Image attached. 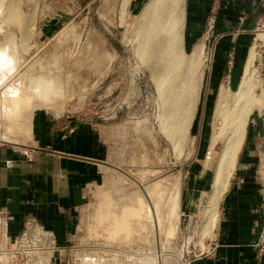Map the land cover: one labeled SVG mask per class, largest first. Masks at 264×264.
<instances>
[{
    "label": "rangeland",
    "instance_id": "374dc122",
    "mask_svg": "<svg viewBox=\"0 0 264 264\" xmlns=\"http://www.w3.org/2000/svg\"><path fill=\"white\" fill-rule=\"evenodd\" d=\"M3 1L7 0H0V8L4 3ZM147 1L18 0L19 9L25 20L24 26H19L17 22H2L3 13L0 11V39L4 34H8L11 39L13 38L10 39L11 59H14L13 62L11 60L13 67H17L20 72L28 73L31 81V84L29 83L30 87H35V82L31 77L30 64L34 65L33 68L37 73L49 76L56 81L51 82L55 88L53 90V100L55 102L51 105L53 107L37 109H48L54 114H77L104 126V146L107 152L105 157L108 163L104 167V171H107L105 172L104 182L107 183V186H110V188L108 187L110 190L105 191V194L109 192L110 195H106L107 198H102L103 200L106 198L103 203H98L100 200L93 192L90 190L85 192L84 199L78 206L75 215V225L72 229L71 239L72 246L67 247L70 264H153L155 261L156 264H159V260L161 264H180V257L184 250H187L185 252L189 256L203 253L208 248L207 242L213 236V228L217 222L216 212L215 218H212L204 210L206 195L210 192L209 190V192L202 194L196 211L191 216L188 244H183L177 238L181 216L180 163L185 159H200L204 155L206 147L211 141L214 122L213 108L218 101L210 100L206 102L202 100V93L207 89L203 84L204 67L207 63L206 53L203 49L200 59L191 61V75H193L191 80L193 81L190 83V97L192 99L189 111L190 117H192L184 132L182 144L177 146V150L173 148L171 140L167 138L166 133L163 131V124L168 119L162 116L165 104L163 103L164 98L157 87L158 85H156L157 80L154 77L155 63L141 58L137 50L138 38L135 30L138 32L140 28V25H138L140 17L138 19L137 17L141 16L143 6ZM184 5L185 0H183L181 48L184 57H188L187 55L190 56L191 51L194 49L188 50L185 46ZM260 24L261 22H259V29H261ZM208 26L207 23L206 27L208 28ZM22 32L28 35L26 36ZM254 32L256 34L257 29L254 28ZM197 45H201V43L197 42ZM257 47H259L257 50L260 58L256 60L252 69L257 68L259 80L256 81V84H253L252 91H250L253 102L257 101L255 95L258 87L257 82L260 84L264 42L259 43ZM86 73L88 76H85ZM153 80H156L155 83ZM2 85L4 83L0 82V89L1 87L3 89L7 87V84L6 86ZM235 91L229 92L234 94ZM2 92L3 90H0L1 94ZM211 92H213V89H211ZM202 109L204 113L201 114ZM2 126H0V142H26L28 140L26 135H21L19 132L18 134L17 131L14 132L17 135L13 137L12 129L9 128L11 131H8L6 129L7 125L6 127ZM200 145L202 149H200ZM214 146L215 151H212L211 154L213 159L212 170H214L220 143H216ZM138 151L141 153L139 154ZM126 173L130 176H127ZM113 178H117L118 181L113 180ZM131 178L136 179L130 181ZM161 180L163 181L161 182ZM113 181H116L117 185H114ZM137 181L144 186L146 192L150 191V193L148 192V197H152L150 200L157 198L158 200L150 202L149 198L144 197V191L136 184ZM149 182L151 185H149ZM131 183L133 187L130 186ZM112 187L115 189L120 188L116 191L113 190V192ZM139 188L141 191L138 190ZM151 188H154L153 191ZM132 189L134 190L132 191ZM137 191L142 192L143 195H140ZM126 194H132L130 199ZM126 196L128 197L126 198ZM140 196L145 198H142L144 201L141 200L139 203V207L142 205L140 218L136 217L134 219L133 217V220L128 217L132 220H129L132 225L129 221L128 225L130 224V229L135 233H129L131 231H129L127 225L126 227H119L117 229L118 235L115 234L113 239L111 238L112 240L109 237L107 238L106 230H109L107 227L109 228L110 225L107 221L101 222L99 220L104 215L97 214V207H103L105 204L107 207L105 214L111 215V213L108 214L109 211L121 206L118 204L116 206L119 198L124 197L129 202L134 200L132 203L136 207L137 201L141 199ZM136 197H139V199L137 200ZM145 201L150 203L151 206L146 204ZM145 204L148 205L146 209H148V212L150 211V214L144 209ZM156 204L158 205L156 206ZM154 205L156 207H153ZM125 206H127L126 208H134V205L132 207L131 204H129V207L128 205ZM154 208L156 215L152 212ZM161 209L162 211L159 213ZM115 214L116 212L112 216L113 220L117 216ZM154 217L159 219L155 220ZM173 217H175V220L172 219ZM150 218L153 219V223L150 222L149 224L147 221L148 219L151 221ZM206 219L209 221L207 222ZM213 219L215 222H213ZM140 220L144 224L146 223L145 225H149V230ZM135 221H139L141 224L139 222L135 223ZM208 223H211V226ZM114 225L116 226L115 223ZM112 226L110 228H113ZM127 227L129 230L126 229ZM144 227L146 228L144 229ZM133 228L136 230L134 231ZM167 228L170 230H167ZM147 230L150 232L147 233ZM136 231L138 232L136 233ZM143 232L145 233L143 234ZM124 233L130 237H126ZM156 237L157 239H155ZM182 247L185 249H182ZM145 257L146 259L150 258L146 260Z\"/></svg>",
    "mask_w": 264,
    "mask_h": 264
},
{
    "label": "crops",
    "instance_id": "0c3cea01",
    "mask_svg": "<svg viewBox=\"0 0 264 264\" xmlns=\"http://www.w3.org/2000/svg\"><path fill=\"white\" fill-rule=\"evenodd\" d=\"M261 2L185 0V46L192 50L200 42L206 53L203 84L207 89L202 93L203 101H217L222 91L237 90L256 35L254 28L264 13ZM263 91L264 57L255 96ZM250 111L228 186L217 205V222L208 248L192 256L184 250L180 264H261L264 105L253 103ZM31 127L26 142H0V236L17 235L24 219L32 217L55 235L58 245L67 248L72 246L75 215L85 192L90 190L97 198L103 196L99 193L106 186L104 167L108 164L104 126L77 114L36 109ZM210 146L208 143L200 159L180 163L177 238L183 244L189 242L191 216L199 199L210 190L214 172L211 154L215 151V146Z\"/></svg>",
    "mask_w": 264,
    "mask_h": 264
},
{
    "label": "bare ground",
    "instance_id": "6f19581e",
    "mask_svg": "<svg viewBox=\"0 0 264 264\" xmlns=\"http://www.w3.org/2000/svg\"><path fill=\"white\" fill-rule=\"evenodd\" d=\"M125 2H126V0H125ZM0 11L3 13V20H1L2 22H5V23L17 22L19 24V26L25 25V20L23 19L22 13H21L19 6H18V0H7V1H5L2 4ZM139 17H140V19H139L138 25H140V28H139L138 32L135 30L137 38H138L137 50H138L139 54L141 55V58H144L145 60H148V61H153L155 63V67L153 69L154 70L153 72H154V77L156 78L157 81L156 80H153V81H154V83L156 81V83H157L156 85H158L157 87L159 88L160 94L164 98L163 103L165 104V106H164V104H163V106L165 107V109L163 107L164 113L162 116H165L166 119H168L167 122L166 123L164 122V124H163L164 125L163 131L166 133L167 138H169L171 140V142L173 144V148L177 149L178 148L177 146H180V144H182L181 142L183 141V138H184V134H185L184 132L186 131L188 124L190 123V118L192 117V116L190 117V111H189L191 109L190 108V106H191L190 102L192 99L190 97V94H191L190 93V89H191L190 83H192V81H193V80H191L192 76H193V75H191V61L193 59L194 60L200 59V56L202 55V52H203V47H202V45H197L196 47L193 46L192 48H194V50L192 49L193 51H191L190 56L187 55L188 57H184V55H183L182 48H181L182 47L181 46V29H182V22H183V0H148L146 2V4L143 6V11H142L141 16H138L137 19ZM0 32H1V30H0ZM23 33H25V32H22V34ZM25 35H26V33H25ZM10 39H11V37L8 36V34H4L0 39L1 40L0 41V52L3 53V57L0 58V80H1L0 82H3L5 86L7 84V87H5L4 89H3V87H1V89H0V90H3L2 94L0 93V117H1L0 124L5 126V127L7 125L6 129L8 131L10 130L9 128H11L13 137H15L14 135H17L16 133H14L17 131V133L19 132L21 135H26L27 139H29V137L31 135V119L33 117L34 111L37 108L50 107L53 104V102H55L53 100L54 99L53 98V95H54L53 90L55 88L52 86L51 82H56V81L51 79V77H49V76H45L44 74L41 75V74L37 73L33 68L34 65L32 66V64H30L29 67H31V69H32L31 77L35 82V87H30L29 83L31 84V81L29 80L30 76L28 75V73L18 71V68L16 67V65H15L16 68H14L13 65L11 64V60L13 62L14 59H11L12 54L10 53L11 40L13 38L11 40ZM263 42H264V30H258L256 32L254 42H253L252 46L250 47V51H249L247 61H246V67H245L242 79L240 81V84H239L237 90L234 92V94H229L230 92L226 93V90L222 91L219 98H218L216 106L213 108L214 111H213L212 115L214 118V122H213V132H212V136H211V141H210L211 146L210 147L212 148V147H214V145L216 143H220V149H219L218 154H217L216 159H215L213 178L211 181V189H210V192L207 193V195H206V205L204 207L205 212L208 213V216H211L212 218H215V212H216V208H217L219 199L221 198L223 192L225 191V189L228 186L229 179H230V176H231L233 168H234L236 154L238 152V149H239L241 141H242L245 123H246L249 112H251L250 111L251 106L253 103H257L259 105H264V91L261 94H259L258 97L256 96L257 101L253 102L252 101V95L250 96V91H252L251 88L253 87V84H256V81L259 80L258 79L259 74H258L257 68L252 69V67L254 66L256 60H259V58H260L259 57L260 54L258 53V50H257V48H259V47H257V46L259 43H263ZM15 61H17V60H15ZM36 66H37V64H36ZM152 75H153V73H152ZM85 76H88V74L86 73ZM4 85H2V86H4ZM257 85H258V82H257ZM221 88H222V86H221ZM191 92H193V91L191 90ZM253 98H255V97H253ZM216 99H217V97H216ZM16 101H17V103H15ZM51 107H53V106H51ZM64 108H65V106H64ZM62 111H60V112H62ZM6 129H4V130L6 131ZM211 129H212V127H211ZM4 130H2V131L4 132ZM8 135H11V134H8ZM179 150H180V147H179ZM178 152H180V151H178ZM178 152H177V154H179ZM138 153L140 154L141 152L138 151ZM108 168H106V169H108ZM113 169H115V168H113ZM127 176H130V175L127 174ZM123 179H121V180H123ZM134 180L132 179L130 181H134ZM141 180H142V178H141ZM141 180L139 179V181H141ZM124 181H126V180H124ZM128 181H129V179H128ZM139 181H137V183L136 182L135 183L140 186L141 190L144 191L145 195H143L142 192H139V191H141L140 188L138 189L139 191H137V192L140 193V195H143L144 197L146 196L147 198H149L148 192L150 193V191L146 192L147 190H145L144 186L141 185ZM162 181L163 180H161V182ZM132 183L135 186L134 182H132ZM132 183L130 186H132ZM141 183H142V181H141ZM106 184L107 183H105V185ZM156 184H158V183H156ZM114 185H117L116 181L114 182ZM138 185H137V187H138ZM149 185H151V183ZM155 185H153V186H155ZM147 186H148V184L146 185V187ZM108 187L110 188V186L106 185L104 187L106 189H101V191L98 189L101 192L99 194H103L102 198L104 197L105 191L110 190V189H108ZM132 187H130V188H132ZM112 188H114V187H112ZM119 188H116L115 191ZM125 188H126V186H125ZM149 188H150V186H149ZM154 188H156V187H154ZM154 188H151V190ZM135 189H137V188H135ZM133 190L134 189H132V191ZM118 193H119V191H118ZM126 195H128V194H126ZM130 195H132V194H129L128 195L129 197L126 196V198L128 197L130 199ZM153 195H154V192H153ZM105 196H106V194H105ZM122 196H124V195H122ZM140 197H141V199H139V197L138 198L136 197L137 200L139 199L137 201L138 204L136 205V207H135V204L132 203L134 200L133 201L131 200L132 202H129L128 199L126 200L124 197L119 198V201L116 203V206H117V204L121 205V206H119L117 209H113L112 211H109L108 214L111 213V215L105 214L107 212V207L105 204L103 205V207L102 206L100 208L97 207L98 208L97 214L101 213L104 215L103 217H100L99 220L101 222L107 221V222H109L108 225H110L109 228L107 227V229H109V230H106L107 238L109 237L110 239L111 238L113 239L115 234L118 235L117 229L119 227L120 228L126 227L128 225V223L130 221H132V220L128 219V217H130L131 219H133V217H134V219L136 217L140 218V212H141V206L142 205L139 207V203L142 200V198H144L142 196H140ZM102 198L99 197L97 199H99L100 201L102 200L101 202L103 203ZM150 198H152V197H150ZM150 198H149V200H150ZM153 200H154V202H156L158 200V198L153 199ZM153 200H150V202L151 201L153 202ZM142 201H144V200H142ZM102 203H100V204L102 205ZM145 203L150 204L147 201H145ZM129 204H131L132 207L134 205V208L133 209L132 208H126L127 206H125V205H128V207H129ZM141 204H143V203H141ZM146 204H145L146 207H144V209H146L148 206ZM157 205L158 204H156V206ZM150 206H151V204H150ZM156 206L154 205L153 207H156ZM158 208H159V206H158ZM146 210L145 211L148 212V209H146ZM156 210H157V208H156ZM161 211H162V209L159 211V213H161ZM114 212H116V214H117L115 220H113V218H112ZM146 212H145V214H146ZM152 212L155 214V208H154V210H152ZM148 213L150 214V211ZM141 214H143V213H141ZM144 216H146V215H144ZM142 217H143V215H142ZM206 217H207V215H206ZM160 218H161V216H160ZM174 218L175 217H173L172 219H174ZM144 219H145V217H144ZM150 219H152V218H150ZM154 219L157 220L159 218L156 219V217H154ZM145 220H147V219H145ZM140 221H142V220H140ZM152 221H153V219L151 221H149V219H148L147 222H149V224H150V222H152ZM208 221L209 220H207V222ZM138 222L135 221V223H138ZM158 222H159V220H158ZM173 222H176V221H173ZM213 222H215L214 219H213ZM111 223H113L112 224L113 226L111 225ZM114 223L116 224V226L114 225ZM163 223H164V221H163ZM130 224L132 225V222H130ZM130 224L128 225L129 229H130ZM139 224H141V223L139 222ZM142 224H144V222ZM174 224H170V225H174ZM208 224L211 226V223H208ZM151 225L153 226V224H151ZM111 226L113 228H110ZM145 226H147V225H145ZM135 227H136V225H135ZM148 227H149V225L147 226V229H148ZM205 227H206V225H205ZM137 228H139V227L137 226ZM145 228L146 227H144V229ZM151 228H153V227H151ZM169 228H167V230ZM115 229H116V231H114ZM126 229H128V227ZM161 229H162V227H161ZM133 230H134V228H133ZM143 230H141V231H143ZM148 230H147V233L150 232ZM165 230H166V228H165ZM112 231H114V232H112ZM129 231H131V232H129ZM129 231H128L129 233H135V232H132L131 229ZM128 232H126V233H128ZM137 232L138 231H136V233ZM145 232H143V234ZM157 232H159V231H157ZM126 235H128V234H125V236ZM126 237H128V236H126ZM157 237L155 239H157ZM145 238H147V237H145ZM152 241H153V239H152ZM163 242H164V240H163ZM149 258H147V259H149ZM145 259H146V257H145ZM158 260H159V257H158ZM148 261H146V262L148 263ZM158 262L160 263V260ZM154 263L156 264V261Z\"/></svg>",
    "mask_w": 264,
    "mask_h": 264
},
{
    "label": "built area",
    "instance_id": "2783aa9c",
    "mask_svg": "<svg viewBox=\"0 0 264 264\" xmlns=\"http://www.w3.org/2000/svg\"><path fill=\"white\" fill-rule=\"evenodd\" d=\"M261 4L264 7V0ZM256 29L264 30V13ZM67 250L58 245L51 231L32 217L24 219L17 235L0 236V264H70Z\"/></svg>",
    "mask_w": 264,
    "mask_h": 264
},
{
    "label": "water",
    "instance_id": "95a60500",
    "mask_svg": "<svg viewBox=\"0 0 264 264\" xmlns=\"http://www.w3.org/2000/svg\"><path fill=\"white\" fill-rule=\"evenodd\" d=\"M261 264H264V256L262 257V261H261Z\"/></svg>",
    "mask_w": 264,
    "mask_h": 264
},
{
    "label": "clouds",
    "instance_id": "9594fccd",
    "mask_svg": "<svg viewBox=\"0 0 264 264\" xmlns=\"http://www.w3.org/2000/svg\"><path fill=\"white\" fill-rule=\"evenodd\" d=\"M3 57V53L2 52H0V58H2Z\"/></svg>",
    "mask_w": 264,
    "mask_h": 264
}]
</instances>
